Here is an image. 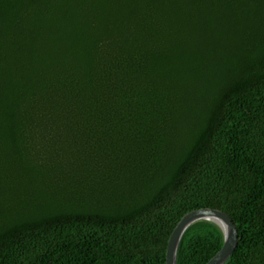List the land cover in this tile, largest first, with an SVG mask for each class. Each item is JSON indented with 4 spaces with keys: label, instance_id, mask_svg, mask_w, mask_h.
<instances>
[{
    "label": "trees",
    "instance_id": "16d2710c",
    "mask_svg": "<svg viewBox=\"0 0 264 264\" xmlns=\"http://www.w3.org/2000/svg\"><path fill=\"white\" fill-rule=\"evenodd\" d=\"M205 208L264 264V0H0V264H167Z\"/></svg>",
    "mask_w": 264,
    "mask_h": 264
},
{
    "label": "water",
    "instance_id": "95a60500",
    "mask_svg": "<svg viewBox=\"0 0 264 264\" xmlns=\"http://www.w3.org/2000/svg\"><path fill=\"white\" fill-rule=\"evenodd\" d=\"M201 221L216 223L224 233V246L207 264H226L239 243L238 228L229 214L219 209L205 208L187 214L174 230L167 248V264H177L178 251L187 230Z\"/></svg>",
    "mask_w": 264,
    "mask_h": 264
}]
</instances>
